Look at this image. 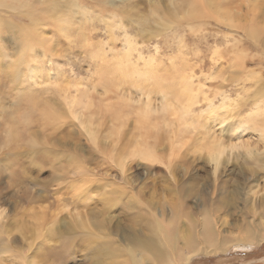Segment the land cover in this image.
<instances>
[{
    "label": "rangeland",
    "instance_id": "rangeland-1",
    "mask_svg": "<svg viewBox=\"0 0 264 264\" xmlns=\"http://www.w3.org/2000/svg\"><path fill=\"white\" fill-rule=\"evenodd\" d=\"M145 74L191 78L193 133L144 135L130 99L160 101ZM76 91L88 106L70 113ZM263 129L264 0H0V264L21 250L28 264H95L110 247L99 264H132L129 237L146 241L137 259L161 264L151 253L164 263L171 222L176 264H264V241L184 247L206 221L225 239L264 221ZM142 137L155 162L138 158ZM214 140L244 147L216 177Z\"/></svg>",
    "mask_w": 264,
    "mask_h": 264
},
{
    "label": "bare ground",
    "instance_id": "bare-ground-1",
    "mask_svg": "<svg viewBox=\"0 0 264 264\" xmlns=\"http://www.w3.org/2000/svg\"><path fill=\"white\" fill-rule=\"evenodd\" d=\"M192 6L194 8V11L196 10L199 12L200 6L198 3L193 2ZM123 77V76H120ZM137 83H150L152 88L158 91L159 95V102L158 104L153 103L151 97L146 94L139 93L138 95H141L139 99H134L131 97L130 101L135 104L134 107L130 108V112L135 116L139 128L143 131L144 135L146 134L144 130H147L149 128H160L165 127L167 130L174 136H176V140L180 141L182 139V135L186 133H193V130H188L193 127V124L189 122V116L194 108V106L199 104L198 100V92L193 87V83L191 81L190 77H184V76H177L170 79H167L165 76H159V75H144L143 78H140V80H137ZM71 95V94H70ZM67 97V96H66ZM82 96L79 94L78 91H76V94L66 98V105L70 111V113H73L77 107L83 106L86 108L88 104H84L83 101H81ZM156 101V100H155ZM157 102V101H156ZM169 118H172L173 120L171 122L168 121ZM91 125V124H90ZM88 127H91V126ZM88 129V134L90 137L95 136V132ZM166 133V132H164ZM263 135H264V129H263ZM147 137V136H145ZM145 137H142L140 140V143L137 145V155L138 158L144 161H156L157 155L153 148L147 143V139ZM139 142V141H137ZM227 145L228 143L225 142ZM220 140H214L213 143L207 148V158L209 164L212 165L213 169V176L216 177V175L219 173L220 168L222 165L228 164L230 161V158L228 157L231 152L233 153L235 150L243 149L244 147L242 145H232L230 148V153H227V147L224 146ZM227 154V155H226ZM227 156V157H226ZM246 157L250 158L253 163L257 161L255 158V152L247 149L246 150ZM257 195V194H255ZM2 212H0V218H2ZM1 221V220H0ZM225 223L226 221L223 220ZM2 222V221H1ZM239 231V238L237 236L236 238L233 237H227L225 239L223 237V233L221 234V231L217 227V224L215 223V220L206 221L202 227V230L199 233H194L192 236L188 237L184 241V247L189 250L191 256L197 255V254H207V253H220L224 252L231 247L230 245H233L237 243L238 244H261L264 241V221L260 224H256L255 222H245L240 227H236ZM2 235V234H1ZM175 233V226L173 222L170 223V229L165 227L163 230V242L160 244L161 250L167 252L166 256L164 258V263H162L159 258H161L162 254L159 251V253H151L152 260H158L161 264H176L174 261L180 258H184V256H181L178 258V256L174 259V249L173 245H175V240H173L167 248L168 240L174 239L176 237ZM9 236V235H8ZM1 237V236H0ZM10 237V236H9ZM197 237V238H196ZM200 237V238H198ZM235 237V236H234ZM7 238V237H6ZM12 238V237H11ZM235 239V240H234ZM6 239L1 238L0 239V253L2 251H8L9 247V240L8 242L5 241ZM131 246L128 253L131 257L132 264H143V256L142 259H137L135 256V252L139 251L141 254L145 252L146 249H144L145 240H139L134 241L133 237H129L127 239ZM131 242V243H130ZM234 246V245H233ZM251 246V245H249ZM28 245V251L32 248ZM110 247V246H109ZM111 248V247H110ZM110 248L104 251V253L101 251L102 248L96 249L95 253L97 256L96 263L99 264L98 260L99 257H101L103 254L106 257H110L113 255L110 251ZM23 249V248H22ZM114 250V248H111ZM231 249V248H230ZM229 251V250H228ZM20 252V251H19ZM25 250H21L19 254H21L19 259L16 257V263L17 264H28L29 262H32L33 259H31L28 255V253ZM147 252V251H146ZM3 254V253H2ZM1 254V255H2ZM18 254V253H16ZM186 262L188 263L190 261V257H185Z\"/></svg>",
    "mask_w": 264,
    "mask_h": 264
}]
</instances>
